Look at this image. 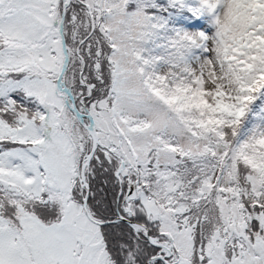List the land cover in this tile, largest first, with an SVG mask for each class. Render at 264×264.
Instances as JSON below:
<instances>
[{
  "label": "snow or ice",
  "instance_id": "1",
  "mask_svg": "<svg viewBox=\"0 0 264 264\" xmlns=\"http://www.w3.org/2000/svg\"><path fill=\"white\" fill-rule=\"evenodd\" d=\"M0 264H264V0H0Z\"/></svg>",
  "mask_w": 264,
  "mask_h": 264
}]
</instances>
